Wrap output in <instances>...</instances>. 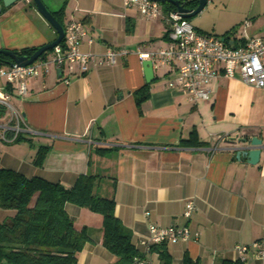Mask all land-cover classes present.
I'll use <instances>...</instances> for the list:
<instances>
[{"label":"crops","instance_id":"0c3cea01","mask_svg":"<svg viewBox=\"0 0 264 264\" xmlns=\"http://www.w3.org/2000/svg\"><path fill=\"white\" fill-rule=\"evenodd\" d=\"M41 1L50 12L63 6V27L69 20L84 25L81 49L93 57L67 85L50 70L28 81L26 96L12 99L30 131L20 133L16 143L0 139V167L65 188L79 175L96 176L94 192L113 195L114 216L131 232L134 245L151 223L198 231L195 240L167 245L172 264H183L184 256L191 264L236 259L234 246L250 245L262 233L264 148L250 164L237 159L226 140L256 136L264 144V89L243 83L238 75H219L208 86L207 101L191 102L166 86L169 75L163 70L146 83L135 53L165 45L163 18L149 20L121 0ZM0 6L1 49L38 47L55 39V30L32 0L8 6L0 0ZM120 48L130 52L112 64L97 62L106 50ZM144 85L149 95L137 106L134 92ZM192 130L200 145L182 144ZM40 146L47 151L37 166L33 159ZM187 201L195 206L188 220L182 217ZM64 209L74 227H85L90 238L77 264H112L115 256L101 244V215L71 203ZM14 215V209L0 207V222ZM144 259L158 264L155 251ZM243 264H260L255 250L245 252Z\"/></svg>","mask_w":264,"mask_h":264},{"label":"built area","instance_id":"2783aa9c","mask_svg":"<svg viewBox=\"0 0 264 264\" xmlns=\"http://www.w3.org/2000/svg\"><path fill=\"white\" fill-rule=\"evenodd\" d=\"M124 7H133L149 20L163 18L169 32L165 45L155 50H135L139 59L150 60L153 72L163 70L169 75L166 86L186 94L191 102L207 101L209 84L217 76L234 77L255 88L264 89V37H221L193 27L176 9L164 12L158 1L121 0ZM249 22L243 24V30ZM59 44L27 65H8L0 60V139L10 143L22 132L30 131L22 113L12 103L13 98H23L28 92V81L45 76L53 70L58 81L67 85L76 74L87 69L93 55L81 49L86 36L80 21L69 20L63 27ZM124 48L108 49L97 59L98 63L112 64L118 55H127ZM59 70V72H57ZM195 210L192 201L184 204L182 217L188 220ZM148 212H145L147 215ZM198 231L184 226L149 224L147 235L139 236L135 247L140 248L132 264H148L144 255L151 246L159 243L175 244L197 239ZM249 249L255 250L260 264H264V225L259 239L250 245H236V259L244 260Z\"/></svg>","mask_w":264,"mask_h":264},{"label":"trees","instance_id":"16d2710c","mask_svg":"<svg viewBox=\"0 0 264 264\" xmlns=\"http://www.w3.org/2000/svg\"><path fill=\"white\" fill-rule=\"evenodd\" d=\"M162 10L175 9L169 2H159ZM180 4L192 8L197 0H180ZM63 26V6L51 12ZM231 27L224 33H229ZM169 37V32L165 35ZM37 47L13 50L17 55L33 53ZM49 51V50H48ZM47 53L43 52L41 56ZM0 60L7 62L9 57L0 54ZM149 95L147 85L134 92L137 106ZM18 135L13 143L19 142ZM185 145H200L195 130H192ZM47 148L38 147L33 163L40 166ZM102 151V150H101ZM97 177L88 174L79 175L73 185L65 188L59 183H52L39 177L27 178L21 173L0 167V207L14 209L15 215L5 222H0V264H77V254L83 245L90 241L85 227L77 229L66 213V203L85 207L102 217V246L115 256L112 264H132L138 250L131 242V232L114 216V198L100 196L94 192ZM35 199L31 205V199ZM168 243L151 246L158 256V264H172V257L167 249ZM183 264H191L184 256ZM221 264H243L239 259H226Z\"/></svg>","mask_w":264,"mask_h":264},{"label":"water","instance_id":"95a60500","mask_svg":"<svg viewBox=\"0 0 264 264\" xmlns=\"http://www.w3.org/2000/svg\"><path fill=\"white\" fill-rule=\"evenodd\" d=\"M3 6H8L15 0H1ZM158 2H169L174 5L176 11L185 19H189L197 15L205 6L207 0H197V5L192 8H188L180 4V0H152ZM34 7L36 10L48 21L51 27L56 32V37L54 40L38 46L32 54L27 55H17L12 50L1 49L0 54L6 55L9 57L7 61L8 65H27L37 59L43 52H46L60 43L63 38L64 30L63 26L56 20V18L52 15V13L47 9L44 3L41 0H32ZM1 9V6H0ZM142 69L145 82L148 83L153 80L154 72L152 69V64L150 60H142ZM59 72V70L57 71ZM226 142L232 144V149L235 151V157L246 158L247 162L250 164H255L261 153V149L264 148V144H262V140L257 138L256 136L252 137H238L233 136L227 138Z\"/></svg>","mask_w":264,"mask_h":264},{"label":"rangeland","instance_id":"374dc122","mask_svg":"<svg viewBox=\"0 0 264 264\" xmlns=\"http://www.w3.org/2000/svg\"><path fill=\"white\" fill-rule=\"evenodd\" d=\"M210 3L211 0H207L203 9L188 19L193 27L221 37H264V0H213ZM247 21L255 24L243 31Z\"/></svg>","mask_w":264,"mask_h":264}]
</instances>
